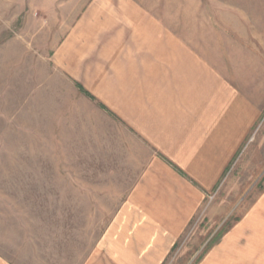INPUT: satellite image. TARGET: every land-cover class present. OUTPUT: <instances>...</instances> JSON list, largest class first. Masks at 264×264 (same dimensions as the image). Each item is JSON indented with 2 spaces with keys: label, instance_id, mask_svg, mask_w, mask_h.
<instances>
[{
  "label": "rangeland",
  "instance_id": "374dc122",
  "mask_svg": "<svg viewBox=\"0 0 264 264\" xmlns=\"http://www.w3.org/2000/svg\"><path fill=\"white\" fill-rule=\"evenodd\" d=\"M179 71L193 105L165 78ZM167 161L198 205L163 264H193L264 215V0H0L1 257L83 264Z\"/></svg>",
  "mask_w": 264,
  "mask_h": 264
},
{
  "label": "crops",
  "instance_id": "0c3cea01",
  "mask_svg": "<svg viewBox=\"0 0 264 264\" xmlns=\"http://www.w3.org/2000/svg\"><path fill=\"white\" fill-rule=\"evenodd\" d=\"M127 22L130 28V31L127 30L128 34L139 29L140 24L135 27L132 15ZM173 72L175 74V71ZM173 72L172 78L171 72L165 78L169 85L178 83L181 103H197V95L201 92L198 91L197 83H194L189 71L177 72L180 80L175 79ZM158 77L164 79L162 75ZM160 83L166 82L160 80ZM150 140L157 143V149L165 157L171 156L170 148L162 141L154 137ZM167 162L169 165L147 167L133 183L118 204L117 210L104 225L99 239L83 264L165 262L187 229L198 205L197 193L190 184L191 179L185 175L184 178L190 182L184 180L180 176L185 173L172 162ZM174 171H177L176 177ZM148 174L168 175L169 182L166 181L164 187L159 190L158 186L146 181ZM192 191L193 197H188ZM261 204H264L263 200ZM250 217L251 220L246 217L245 220L239 221L237 229L223 233L219 241L206 248L193 264H264V215L258 213ZM0 264L11 263L0 256Z\"/></svg>",
  "mask_w": 264,
  "mask_h": 264
},
{
  "label": "trees",
  "instance_id": "16d2710c",
  "mask_svg": "<svg viewBox=\"0 0 264 264\" xmlns=\"http://www.w3.org/2000/svg\"><path fill=\"white\" fill-rule=\"evenodd\" d=\"M80 90H81L82 92H84V89H83V88H81V87H80ZM85 94H86V92H85ZM87 94H88V93H87Z\"/></svg>",
  "mask_w": 264,
  "mask_h": 264
}]
</instances>
